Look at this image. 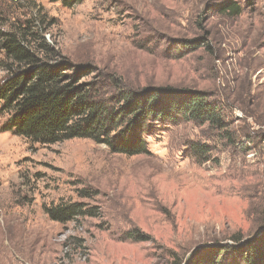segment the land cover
<instances>
[{
	"label": "rangeland",
	"instance_id": "rangeland-1",
	"mask_svg": "<svg viewBox=\"0 0 264 264\" xmlns=\"http://www.w3.org/2000/svg\"><path fill=\"white\" fill-rule=\"evenodd\" d=\"M221 1L0 0V22L43 19V55L87 70L103 99L204 91L230 137L186 120L132 156L82 138L31 143L4 128L0 102V264H192L224 247L220 264H245L246 241L264 249V0H235L236 17L214 11ZM4 63L0 50V86ZM60 202L92 212L54 221L44 208Z\"/></svg>",
	"mask_w": 264,
	"mask_h": 264
},
{
	"label": "trees",
	"instance_id": "trees-1",
	"mask_svg": "<svg viewBox=\"0 0 264 264\" xmlns=\"http://www.w3.org/2000/svg\"><path fill=\"white\" fill-rule=\"evenodd\" d=\"M213 9L227 17L243 11L235 0L221 1ZM4 20L0 22V50L8 75L0 86V102L1 110L10 114L4 128L15 135L39 144L89 139L104 144L112 153L127 156L147 153L145 137L152 136L160 125L179 121L207 124L230 139L222 109L206 92L149 86L121 90L103 99L98 87L81 81L87 70L53 64L47 54L43 55L48 50L41 31L43 19L33 16L8 24ZM195 41L186 45L192 49L200 46ZM191 152L203 161L209 158L205 145L194 144ZM44 212L54 221L66 222L90 215L92 209L81 202H60L45 207ZM244 245L247 250L241 256L245 264H264L263 248H256L251 241ZM226 251L224 247L214 251L213 257H197L192 264H220L219 255Z\"/></svg>",
	"mask_w": 264,
	"mask_h": 264
}]
</instances>
